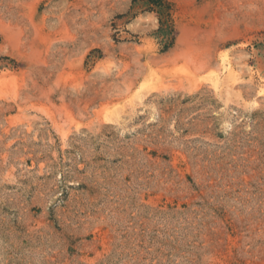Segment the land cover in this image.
Wrapping results in <instances>:
<instances>
[{"label":"rangeland","instance_id":"374dc122","mask_svg":"<svg viewBox=\"0 0 264 264\" xmlns=\"http://www.w3.org/2000/svg\"><path fill=\"white\" fill-rule=\"evenodd\" d=\"M0 264H264V0H0Z\"/></svg>","mask_w":264,"mask_h":264},{"label":"bare ground","instance_id":"6f19581e","mask_svg":"<svg viewBox=\"0 0 264 264\" xmlns=\"http://www.w3.org/2000/svg\"><path fill=\"white\" fill-rule=\"evenodd\" d=\"M222 67H223V71H225L226 73H228L230 76H232L233 78H238L237 76H236V74L238 73L237 72V70H235L234 69V66H233V64H232V62L231 61H228V59L226 60V58L225 59H223V61H222ZM237 72V73H236ZM224 74V73H223ZM238 75V74H237ZM229 78V77H228ZM230 79V78H229ZM220 78H219V75H217V77L215 78V84H216V86H218L219 85V82H220ZM233 82V81H232ZM221 84V83H220Z\"/></svg>","mask_w":264,"mask_h":264}]
</instances>
